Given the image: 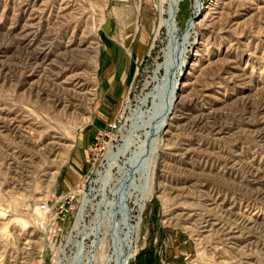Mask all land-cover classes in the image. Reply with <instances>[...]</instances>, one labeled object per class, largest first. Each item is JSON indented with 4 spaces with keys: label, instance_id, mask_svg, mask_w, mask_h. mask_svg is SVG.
Segmentation results:
<instances>
[{
    "label": "rangeland",
    "instance_id": "obj_1",
    "mask_svg": "<svg viewBox=\"0 0 264 264\" xmlns=\"http://www.w3.org/2000/svg\"><path fill=\"white\" fill-rule=\"evenodd\" d=\"M160 1L0 0V264H111L119 211L129 264H264V0L177 1L195 25L145 183Z\"/></svg>",
    "mask_w": 264,
    "mask_h": 264
},
{
    "label": "bare ground",
    "instance_id": "obj_2",
    "mask_svg": "<svg viewBox=\"0 0 264 264\" xmlns=\"http://www.w3.org/2000/svg\"><path fill=\"white\" fill-rule=\"evenodd\" d=\"M177 1H181V0H169L167 3L166 10H163L164 0H161L159 3L160 5H159L158 9L160 12L161 21H159L160 25L158 27L161 28V27H164V25H165V27L167 26V29H168L167 45L162 50L164 62L161 65H158L157 70H156L157 74L159 73L160 75L158 77L152 78V81L154 83L156 81H158L157 86L154 88L152 93H147L145 96H143L142 99L139 100L136 109L134 111L132 110V115L134 116V118H136L135 119L136 130L133 132L136 133L138 131H143L144 132L143 133L144 139H140V135L135 137V141H137L135 143L136 147H135L134 152L132 151L135 156L132 157V159H131V163H130L131 165L129 166L130 169L134 166V163L139 158L144 157L143 154H145L147 156V158L142 159L141 165H143L144 170L146 167L148 168L147 164H149V162L151 160V155L152 154L154 155L156 153L157 147L161 143V137H160L161 128L163 126H165L164 124L166 123V121H168L166 119V113L167 112L171 113L173 110L172 98L174 101V96L172 95V92H174L176 89V88H174V90H173L174 84L176 87V82H173V80H172V84L170 86H168V76H169V78H170V76L173 77L174 80H176L180 76V72L182 70L183 59H185L183 57L186 54V49H187L186 46H188L187 42H188V39L190 38V32L192 31L193 26L195 25V24H188L187 25V32L185 34H183V33L181 35L179 34V30H178L177 23H176V17H177V13L179 10L178 9L179 5L177 4ZM200 1L201 0H195L194 13H198L199 10H201L202 7H200V5H201ZM165 15H166V19L163 21L162 18ZM79 44H81V43H79ZM163 74H165L164 77H162ZM74 86L77 88L81 87V85H79V84H75ZM167 87H169V92L167 91L168 96H167L166 100L164 101V98H165L164 95L166 96L165 93H166ZM150 99H152V102ZM149 102H151V107L149 109H147L146 111H142L143 108H146V106ZM132 115H130V116H132ZM139 119H140V121L137 122ZM128 121H129V119H128ZM200 121H203V119L196 120L193 123V125L196 127H199L198 124L200 123ZM12 124H14V123H12ZM148 128L151 129L150 132L148 131ZM263 135L264 134L261 135V133H260L258 135V137L260 139H262V138H264ZM130 144H132V143H130ZM125 151H126L125 149L124 150L122 149L119 156L124 155ZM128 151H130V149ZM9 161H10V159H9ZM147 161H148V163H147ZM15 164H14V166H15ZM8 165H10V164H8ZM127 170H128L127 171L128 173L131 171L129 169H127ZM141 173H143V172H141ZM147 173L148 172L146 170L143 173L145 183H146V180L148 179ZM141 209L142 208L139 207L138 210L140 211ZM119 217H120V219H119ZM124 217H125L124 213H121L120 211L112 213V220L114 223H116L115 227L121 233L119 235V233L116 234L113 231L110 232L111 233L110 234L111 235V241H110V243H111V246H110L111 255L109 256L108 261L111 264H129V261L134 257V253H135L134 236L137 233L138 224H136V226L128 225V223H126V217H125V221H124ZM117 218L119 220H117ZM204 223L209 224V219L205 220ZM100 231L101 230L96 229V231H94L92 234H90V236H88V237H92V239L94 240V242L92 243V246L90 248V254L87 258L89 262H91L90 259H93V256L90 257L91 253H93V251L96 249V247H98V244L96 243V241L98 240V237L100 235V233H99ZM121 235H122V237H121ZM119 257L121 258L120 263L118 261Z\"/></svg>",
    "mask_w": 264,
    "mask_h": 264
},
{
    "label": "water",
    "instance_id": "obj_3",
    "mask_svg": "<svg viewBox=\"0 0 264 264\" xmlns=\"http://www.w3.org/2000/svg\"><path fill=\"white\" fill-rule=\"evenodd\" d=\"M199 12H200V10H199ZM199 14V13H198ZM196 18V17H195ZM195 18H193V19H191V20H194ZM118 261H119V263L121 262V258L119 257L118 258Z\"/></svg>",
    "mask_w": 264,
    "mask_h": 264
}]
</instances>
